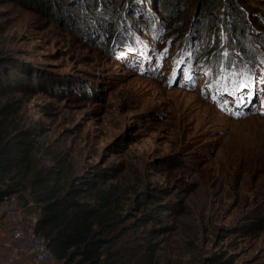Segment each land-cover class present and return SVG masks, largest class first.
Segmentation results:
<instances>
[{"label": "rangeland", "instance_id": "1", "mask_svg": "<svg viewBox=\"0 0 264 264\" xmlns=\"http://www.w3.org/2000/svg\"><path fill=\"white\" fill-rule=\"evenodd\" d=\"M232 1L212 6L195 60L205 16L192 0L179 1L180 32L157 0H116L135 16L101 13L81 34L58 4L48 15L0 0V69L30 73L0 89L15 138L33 149L5 182L18 209L40 217V181H88L112 195L105 264H264V0ZM232 7L249 28L237 45L225 32ZM250 41L259 55L235 53ZM7 254L0 242V262Z\"/></svg>", "mask_w": 264, "mask_h": 264}, {"label": "trees", "instance_id": "2", "mask_svg": "<svg viewBox=\"0 0 264 264\" xmlns=\"http://www.w3.org/2000/svg\"><path fill=\"white\" fill-rule=\"evenodd\" d=\"M115 1L89 0L91 4H86L84 0H74V9L70 8L71 5H69V2L64 3L62 0H30L29 3L31 10L40 11L42 14L48 15L51 14L52 10L54 12V8L58 4L64 9L63 14L70 16L69 22H73L72 25L68 23V28L74 30L77 26L75 32L81 34L85 30L82 28L84 20L91 22L94 18L100 16L101 13L106 18L112 15L114 20L121 18L127 22L135 16L134 13H127L125 17L122 13L116 11ZM179 1L181 0H157L156 3V6L158 5L160 9L162 8L161 11L167 19V22H174L173 26L177 32H180L179 30L184 28V22L186 21L183 5L181 6ZM192 1L197 3L198 13H196L195 19L197 20L202 15L205 16V20L202 21L201 28L199 29L203 35V41L200 49L194 51L193 55L195 59H201L205 55V49L207 48L205 44L209 43L208 39L211 36V29H213V24L216 22L214 20L216 18L215 13H212V6L216 5V7H219L223 4L224 0ZM228 1L231 5H234L232 0ZM131 3H133V6L131 5L130 8H136L134 0H131ZM225 4H227L226 1ZM114 10L118 14L115 15L113 13ZM224 12L230 14L226 20L228 21L227 27H225V32L232 37L230 38V44L246 41L245 35L249 28L244 23L246 20L244 14H241L240 10L233 11V7L231 9L226 8ZM176 16L179 17L176 18ZM261 24L262 22H260ZM262 28H264V25ZM100 34L102 33L96 35L98 36ZM102 35L105 36V33ZM258 42L264 44V40H258ZM247 44L248 46L243 47L244 51L258 53V45L255 41L247 42ZM24 74L26 76L23 75V77L16 78L14 69L12 70L10 67L4 66L3 69H0V89L8 86V83L11 82L10 78L19 80L20 82L27 81V76L30 73L26 71ZM14 117L15 112L13 109L9 108L8 105L1 106L0 206L5 197L15 193L12 187L4 188L7 177L19 165L23 166L26 164L25 161H28L29 155L33 151L32 147H29L26 142L22 141L24 139L15 138L18 130L16 127H13L15 122ZM51 181H53L52 177L40 181L41 184L47 186L44 187L45 191L43 195L39 197V201L41 202V215L36 226L37 234L46 240L49 248L55 254L56 260L63 264H105L102 253L107 243L104 237L108 226L106 222L109 213L107 212L113 204L111 193L103 189L95 190L94 187H90L88 183H85L88 181H81L82 186L74 184L64 189L57 186L50 187L48 184ZM88 198L91 199L88 200Z\"/></svg>", "mask_w": 264, "mask_h": 264}, {"label": "built area", "instance_id": "3", "mask_svg": "<svg viewBox=\"0 0 264 264\" xmlns=\"http://www.w3.org/2000/svg\"><path fill=\"white\" fill-rule=\"evenodd\" d=\"M26 209H18L17 203L4 198L0 212L4 216L6 230H0V242L7 247L8 254L0 264H30V260H47L54 264L52 258L39 254L41 242L29 236V226L33 224L29 214L22 213ZM26 212V211H25Z\"/></svg>", "mask_w": 264, "mask_h": 264}, {"label": "bare ground", "instance_id": "4", "mask_svg": "<svg viewBox=\"0 0 264 264\" xmlns=\"http://www.w3.org/2000/svg\"><path fill=\"white\" fill-rule=\"evenodd\" d=\"M8 199L12 200V202L16 203V195L12 194L11 196H8ZM38 216L36 215H29V219L32 220L33 224L29 226V236H34L36 242H41L42 244L39 246V254L44 257L52 258L53 262L55 264L56 257L53 251L49 248L46 240L37 234L36 232V226L39 221ZM30 264H52L47 260H30Z\"/></svg>", "mask_w": 264, "mask_h": 264}, {"label": "clouds", "instance_id": "5", "mask_svg": "<svg viewBox=\"0 0 264 264\" xmlns=\"http://www.w3.org/2000/svg\"><path fill=\"white\" fill-rule=\"evenodd\" d=\"M159 10H161L160 8H159ZM163 16H164V14H163ZM98 17H101V15L100 16H98ZM97 17V18H98ZM167 20V19H166ZM160 23H163V22H160ZM169 23V22H168ZM165 24V23H164ZM209 40V39H208ZM209 43H207V45H208ZM227 44H230V41L229 42H227ZM238 44V42H235L234 44H230V45H237ZM201 46V45H200ZM207 47V46H206ZM200 49V48H199ZM198 49V50H199ZM235 49L236 48H234V51H235ZM242 50L241 51H239V53H238V51H237V49H236V51H235V53H238V54H241V53H243V52H245L243 49L244 48H241ZM198 50H196V51H198ZM248 54H247V56L248 57H250V53H251V55H259L258 53L256 54V53H252V52H250V51H246ZM193 55H194V53H193ZM193 55H192V58L193 59H195L194 57H193ZM244 57H246L245 55H243ZM195 60H198V59H195Z\"/></svg>", "mask_w": 264, "mask_h": 264}]
</instances>
